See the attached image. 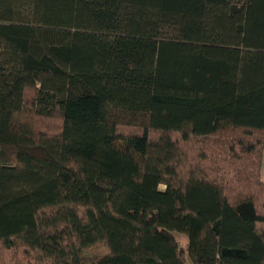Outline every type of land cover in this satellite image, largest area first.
<instances>
[{
    "label": "trees",
    "instance_id": "trees-1",
    "mask_svg": "<svg viewBox=\"0 0 264 264\" xmlns=\"http://www.w3.org/2000/svg\"><path fill=\"white\" fill-rule=\"evenodd\" d=\"M263 145L264 0H0V264H264Z\"/></svg>",
    "mask_w": 264,
    "mask_h": 264
},
{
    "label": "rangeland",
    "instance_id": "rangeland-1",
    "mask_svg": "<svg viewBox=\"0 0 264 264\" xmlns=\"http://www.w3.org/2000/svg\"><path fill=\"white\" fill-rule=\"evenodd\" d=\"M59 125H60V119H51V120H48L47 122L46 121L37 122L38 127L44 126L49 131L58 129ZM237 139L238 138H236L235 134L233 133L223 134L220 137H211L208 139H201V140L198 139L196 142L186 143L185 148L191 156L198 155L200 150H203V152L207 154V160H206L207 164H209L210 162H213V159L217 157L221 166L226 168V165L229 162L226 156L230 154L229 153L230 146L236 144ZM218 176L221 177L220 175ZM259 179L262 182H264V145L261 147V165H260V171H259ZM160 188L164 189L165 186L161 185ZM174 236L176 240L178 241L179 246L185 251L186 264H192L187 254V251H188L187 235L182 232L175 231ZM106 250L107 249L105 245L103 243H100L98 246H94L91 249L84 250V253L88 257H90L97 252L105 253Z\"/></svg>",
    "mask_w": 264,
    "mask_h": 264
}]
</instances>
